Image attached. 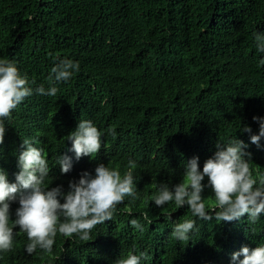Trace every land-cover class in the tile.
Wrapping results in <instances>:
<instances>
[{
	"label": "trees",
	"instance_id": "obj_1",
	"mask_svg": "<svg viewBox=\"0 0 264 264\" xmlns=\"http://www.w3.org/2000/svg\"><path fill=\"white\" fill-rule=\"evenodd\" d=\"M253 32L264 34V0H0V59L14 62L29 87L33 84L24 104H35L34 110L48 106L51 116L52 105L56 111L60 105L59 122L72 111L95 115L101 106L90 100L93 84L117 79L130 95L114 88L97 124L109 129L128 122L145 133V150L156 155V182L170 186L182 178L181 165L185 170L194 157L202 171L218 143L237 138L248 145L244 151L250 159L264 152V137L257 147L242 132L248 126L258 134L253 117L264 118V53L257 51ZM82 45L90 56L83 57ZM65 58L78 63L79 71L67 82L50 81L51 69ZM40 86H55L57 94L40 95ZM30 126L25 119L11 131L18 137ZM153 192L140 196L151 224L139 211L127 220L117 215L114 223L94 230L89 241L58 234L51 254L37 249L29 255L27 235L21 232L14 236V253L1 263L75 264L135 250L147 253L142 264H196L202 247L194 245L203 240L206 254L219 264L218 242L225 250L238 244L264 246V216L254 224L242 218L198 220L189 240H174L170 220L176 208L149 204ZM179 217L192 214L182 209ZM132 219L140 220L143 232L130 224ZM180 245H192L191 252Z\"/></svg>",
	"mask_w": 264,
	"mask_h": 264
},
{
	"label": "clouds",
	"instance_id": "obj_2",
	"mask_svg": "<svg viewBox=\"0 0 264 264\" xmlns=\"http://www.w3.org/2000/svg\"><path fill=\"white\" fill-rule=\"evenodd\" d=\"M252 37L257 51L264 53V34L253 32ZM82 50L83 57L90 56L84 45ZM77 71L79 64L65 58L51 69L49 80L67 82ZM114 88L130 95L115 78L93 84L90 100L101 106L99 112L72 111L59 122L55 115L62 114L60 105L57 111L52 105L51 116L48 106L43 115L46 107L34 110L35 104H24L34 92L33 84L29 87L28 78L21 76L14 62L0 59V264L14 253V236L21 232L27 235L25 250L29 255L37 249L51 254L58 234L89 241L94 230L114 223L117 215L125 214L127 220L139 211L151 224L140 199L147 191H154L149 204L176 208V217H169L173 228L170 236L181 242L189 240L198 220L230 223L242 218L254 224L264 216V152L250 159L243 141L236 138L227 145L218 143L215 154L204 159L202 171L199 158L194 157L185 170L181 165L182 178L177 183H157L156 155L146 152L145 133L128 122L109 129L97 124L113 100ZM57 91L55 86L36 89L48 96ZM25 119L31 120L30 130L15 137L12 127ZM253 121L259 124V133L252 134L248 126L242 127V132L259 147L264 118L253 117ZM182 209L192 217H179ZM130 224L144 231L139 219ZM202 242L194 245L202 247L196 264H214L205 252L208 244ZM183 246L185 252H191L192 245ZM216 248L219 264H264V246L250 249L238 244L225 250L218 242ZM147 258L146 252L130 250L127 255L101 254L75 264H142Z\"/></svg>",
	"mask_w": 264,
	"mask_h": 264
}]
</instances>
